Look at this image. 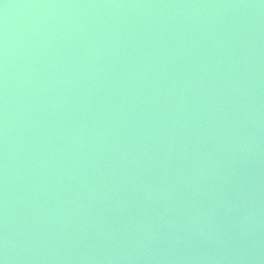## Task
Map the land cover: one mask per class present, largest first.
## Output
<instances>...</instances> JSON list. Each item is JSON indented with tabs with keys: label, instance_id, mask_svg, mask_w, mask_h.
<instances>
[{
	"label": "water",
	"instance_id": "1",
	"mask_svg": "<svg viewBox=\"0 0 264 264\" xmlns=\"http://www.w3.org/2000/svg\"><path fill=\"white\" fill-rule=\"evenodd\" d=\"M0 264H264V0H0Z\"/></svg>",
	"mask_w": 264,
	"mask_h": 264
}]
</instances>
